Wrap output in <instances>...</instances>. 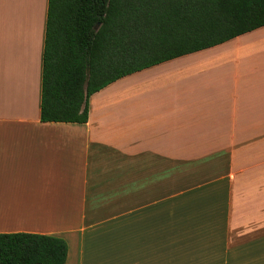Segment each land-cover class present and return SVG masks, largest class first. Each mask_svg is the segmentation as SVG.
I'll use <instances>...</instances> for the list:
<instances>
[{"label": "crops", "instance_id": "obj_1", "mask_svg": "<svg viewBox=\"0 0 264 264\" xmlns=\"http://www.w3.org/2000/svg\"><path fill=\"white\" fill-rule=\"evenodd\" d=\"M49 0H0V233L65 264H264V27L41 121Z\"/></svg>", "mask_w": 264, "mask_h": 264}, {"label": "trees", "instance_id": "obj_2", "mask_svg": "<svg viewBox=\"0 0 264 264\" xmlns=\"http://www.w3.org/2000/svg\"><path fill=\"white\" fill-rule=\"evenodd\" d=\"M262 27L264 0H49L41 121L85 124L108 85ZM68 251L60 237L0 233V264H65Z\"/></svg>", "mask_w": 264, "mask_h": 264}, {"label": "water", "instance_id": "obj_3", "mask_svg": "<svg viewBox=\"0 0 264 264\" xmlns=\"http://www.w3.org/2000/svg\"><path fill=\"white\" fill-rule=\"evenodd\" d=\"M87 89V86L85 87V90Z\"/></svg>", "mask_w": 264, "mask_h": 264}]
</instances>
